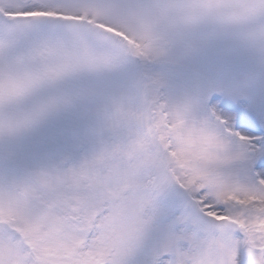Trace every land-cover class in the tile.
I'll return each instance as SVG.
<instances>
[{"label":"snow or ice","instance_id":"snow-or-ice-1","mask_svg":"<svg viewBox=\"0 0 264 264\" xmlns=\"http://www.w3.org/2000/svg\"><path fill=\"white\" fill-rule=\"evenodd\" d=\"M0 264H264V0H0Z\"/></svg>","mask_w":264,"mask_h":264}]
</instances>
